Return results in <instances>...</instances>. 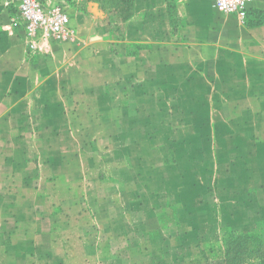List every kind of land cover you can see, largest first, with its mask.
I'll list each match as a JSON object with an SVG mask.
<instances>
[{
    "label": "crops",
    "instance_id": "obj_1",
    "mask_svg": "<svg viewBox=\"0 0 264 264\" xmlns=\"http://www.w3.org/2000/svg\"><path fill=\"white\" fill-rule=\"evenodd\" d=\"M66 9L72 42L40 54L0 22V264H173L141 239L163 234L166 195L183 221L220 203L232 164L264 189V0L244 21L213 0H134L119 36L100 9Z\"/></svg>",
    "mask_w": 264,
    "mask_h": 264
},
{
    "label": "rangeland",
    "instance_id": "obj_2",
    "mask_svg": "<svg viewBox=\"0 0 264 264\" xmlns=\"http://www.w3.org/2000/svg\"><path fill=\"white\" fill-rule=\"evenodd\" d=\"M58 1V0H56ZM70 9H85V8H98L113 20V31L116 36H119L124 29V23L118 13H115L114 8H106L101 6L104 0H64ZM105 3L110 1L105 0ZM106 4V6H107ZM3 15H0V22L3 19H13L17 22V11L11 9L13 6L6 7ZM116 9V8H115ZM118 9V8H117ZM5 16V17H4ZM16 18V19H15ZM128 21V20H127ZM232 169L226 171L220 178L219 190L211 196H216L220 201L212 203V200H207L206 204L190 211L181 221L180 218L186 213V209L176 203L175 199L169 194L163 200L164 211L161 214V229L162 235L144 237L141 239H158L159 241V254L157 258L164 255H171L173 257V264H223L221 260H204L200 254L202 250L208 251L215 249L216 252L221 247L220 230L227 228L220 224L218 218L219 213H228V211H235L239 213L241 204L244 200L248 201V208L241 216L243 219L239 221V225L229 227L236 230H253L256 225L262 224L264 220L260 219V209L264 206V189L252 186L249 177L236 171L234 164ZM238 170V169H237ZM244 184V187L241 186ZM214 196V198H215ZM242 201V202H241ZM241 202V203H240ZM222 222V221H221ZM219 224V226H217ZM264 224V223H263ZM219 227V228H218ZM212 255V253H211ZM262 259H260L261 263ZM144 264H161L157 262L156 258L144 260ZM162 264H168L167 261ZM256 264V263H255Z\"/></svg>",
    "mask_w": 264,
    "mask_h": 264
},
{
    "label": "built area",
    "instance_id": "obj_3",
    "mask_svg": "<svg viewBox=\"0 0 264 264\" xmlns=\"http://www.w3.org/2000/svg\"><path fill=\"white\" fill-rule=\"evenodd\" d=\"M253 0H213L215 7L224 14H234L244 21ZM64 0H19L16 7L18 23L24 33L28 52L40 54L54 44L72 42L74 31Z\"/></svg>",
    "mask_w": 264,
    "mask_h": 264
},
{
    "label": "trees",
    "instance_id": "obj_4",
    "mask_svg": "<svg viewBox=\"0 0 264 264\" xmlns=\"http://www.w3.org/2000/svg\"><path fill=\"white\" fill-rule=\"evenodd\" d=\"M107 1H110V4L105 3L104 0L101 6L114 8L115 13H118L123 21L132 17L134 0ZM220 242L221 247L216 252H214L215 249L202 250L200 252L202 258L204 260L219 259L223 264H260V259L264 258V224L256 225L253 230L221 228ZM200 263L201 261H197L196 264Z\"/></svg>",
    "mask_w": 264,
    "mask_h": 264
}]
</instances>
